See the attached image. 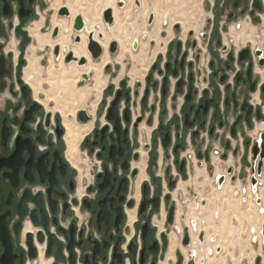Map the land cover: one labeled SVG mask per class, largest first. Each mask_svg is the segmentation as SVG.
Wrapping results in <instances>:
<instances>
[{"label":"flooded vegetation","instance_id":"flooded-vegetation-1","mask_svg":"<svg viewBox=\"0 0 264 264\" xmlns=\"http://www.w3.org/2000/svg\"><path fill=\"white\" fill-rule=\"evenodd\" d=\"M84 3L79 5L83 9L87 0ZM133 3L142 7V0ZM126 4V0L116 1L121 9ZM70 6L71 0H0V264H159L163 251L168 253L171 235L158 228L157 212L163 208L164 224L181 234L182 245L175 250L173 264H189L193 256L197 264L196 253L190 250L191 226L198 230L197 218L189 226L185 212L179 215L182 222L177 216V191L182 188L180 182H187L190 161L196 160L201 170L211 169L216 158H223L226 173L215 174L219 191L227 183L238 185L234 194L247 202L251 193L257 206H264V158L260 172V154L253 160V148L260 147L264 133H254L264 121V31L259 41L252 40L260 38L257 31L264 21V0H208L205 27L185 31L181 20L169 24L172 37L156 53L144 78L133 84L120 71L114 76L116 66L111 59L103 69L104 74L111 72L106 75V86L71 121L81 130L78 143H73L74 125H67V132L60 110L25 79L23 69L37 31L51 33L57 40L52 48L41 49L55 62L86 67L88 57L70 49L76 45L85 46L92 61H101L105 46L100 40L107 39L105 31L115 23L116 6L104 7L101 22L94 28L89 25L90 29L83 12L73 15ZM78 16L81 29L76 28ZM155 20V12L150 11L148 27ZM250 24L252 36L247 31ZM65 32L71 34L67 53L58 42L66 40ZM241 34L248 38L243 40ZM91 40L101 46L97 58L89 48ZM56 46H60L58 54ZM139 46L135 39L133 48ZM107 49L113 58L120 44L111 39ZM69 52L78 60L66 62ZM94 74L83 71L79 86ZM199 180V192L179 198L188 207L195 200L196 209L207 208L201 213L206 216L198 240L199 249L203 253L206 249L208 255L201 254L199 264L212 256L218 264H234L230 245H234L235 228L227 232L221 224L224 197L215 217L209 208L213 203L204 198V183ZM229 196L226 202L231 204ZM261 225L260 236H264V220ZM209 227L213 235L207 238ZM186 228L187 245L183 243ZM208 242L211 245L203 249ZM182 247L189 248V259Z\"/></svg>","mask_w":264,"mask_h":264},{"label":"rangeland","instance_id":"rangeland-1","mask_svg":"<svg viewBox=\"0 0 264 264\" xmlns=\"http://www.w3.org/2000/svg\"><path fill=\"white\" fill-rule=\"evenodd\" d=\"M71 1H73L78 6L85 5L84 0H71ZM110 1H114V0H110ZM133 1L134 0H126L127 4L124 9L118 8L115 3L116 8L121 10L122 25L125 31L122 33L124 47L123 48L120 47L119 54L117 53L112 58L114 59L112 64L116 66L115 67L116 73L114 74V76L115 77L118 76V73L120 71L119 73L121 74L120 76L126 77L131 82V84H133V82L137 78H142V79L144 78L151 64V61L154 59L156 53L159 51H162L165 48L169 39L172 37L171 28H168L169 24L171 25L175 21L181 20L183 22L184 30L186 31L189 27H192V26H196L197 28H199V26L205 27L206 19L209 16V9L207 8L208 0H154V1L153 0H142V7L140 8L135 7ZM89 3H91L92 12H97L104 6V2H102L101 0H96V1L90 0ZM93 5H94V8H97L98 6L100 7L99 9L98 8L94 9ZM164 6L166 8H164ZM148 8L156 9L155 11V14H157L156 20L152 28L148 27L147 17L145 18L146 16L145 12H147L146 9ZM167 9L169 10L168 11L169 15H165ZM165 17H166V20H164ZM61 20H65V19H61ZM41 24L42 22H40L38 26ZM112 26L109 27L108 30H110ZM145 29H147L149 34L148 33L143 34V31ZM166 29H170L169 33L166 31L163 32V30H166ZM247 31H250L251 36L254 34V29L251 26V24L248 25ZM262 31H264V21L262 22L260 28H258V31H257L258 35H260V38H258V36H256V38H253L252 40L254 42L255 40L259 41V39H261ZM133 32H136L140 36L139 38L140 46L136 50L133 48V42L135 40V39L134 40L132 39L134 36ZM241 36L245 37V39L243 40H246L248 38L247 34H241ZM62 37L66 39V41H70L71 34H68L65 32L63 33ZM151 40H154V41H151ZM11 41L13 40L11 39ZM33 42L31 44H33ZM30 45L28 46L26 57L27 55L30 54ZM46 52L47 50L45 51L37 50L36 52V57L37 59H39V63H40V67H39L40 68V84L38 83L39 85H36L35 84L37 83L36 80L30 81V83L32 84V86H34L36 91H39L40 93L44 92V96L47 99V101L53 102L55 104L56 108H58L61 114L63 115L64 123H65V120L67 119L69 124L71 123L74 125L75 130H76L74 134H76V137L73 143L75 142L78 143L77 139L79 137V133L81 130L79 127H77V124H74L71 121H73L74 116H76V112L80 108L89 107L91 103L96 101V97L94 96V94L96 95L100 94L102 89L107 84L106 77L108 76V74L110 75L111 72H107L106 74L101 72L100 75H102V78H103L101 82L97 81L96 76L94 74L93 79L91 78L90 80H88L84 86H79L78 81L73 82L76 79L75 78L76 72H72L69 74L67 73L66 75L64 74L65 77L62 78L60 73L52 74L49 71L50 66H51L50 58H52V55L48 57ZM48 59H49V62H47ZM52 59L53 61H55L54 58ZM116 60L122 61V63L121 64L117 63ZM75 64L78 65V63L76 62ZM66 65H69V64H66ZM60 68H61L60 61L56 62L55 69H60ZM68 70L67 72H69ZM65 126L68 132V127L66 123H65ZM256 128L257 129L255 130L254 133H256L257 131L261 132L262 130H264V121L258 123ZM67 134H68L67 138L70 139L71 141V134L69 133ZM222 148H223L222 146H219V150H221ZM189 152L190 153L192 152V147H189ZM215 160L216 161L214 163V166H211L208 164L211 169L207 168L208 166H206L207 170L205 168H202L200 170L199 163L196 160L190 161V175L189 177H187V182L186 183L180 182L179 187H182V188L177 191L178 192L177 197H178V203H179V210H178L177 216L179 217V220L181 221L179 215L181 214V212H185L187 215V219L185 223H187L189 226L191 225L190 221L194 217L197 218L198 230H195L191 226V238H192L193 232L197 234V239H196L197 244L195 246H196V250H198L197 251V256H198L199 248H200L199 240H198V233H199V228L204 227L203 222L205 221V216H206L203 214L201 215V213H203L207 208L200 209V210L196 209V205L194 203L195 200H192L190 207H188L189 205L181 203L179 201V198L182 196L192 197L194 194V191L199 192V185L201 184L199 178L202 179L204 183L205 193H206L203 195L204 198L208 199L209 202H211L210 197L214 196V198L217 199L214 204L210 203L212 205H210L209 207L215 217H219V206L221 204L220 201H221V198L224 197V199H222L224 201L222 203L224 213L221 215V224L224 225L227 232H229L230 230L233 232L235 228L234 245L232 247L230 245V252L234 250V256H235L234 264H262L261 261L262 260L264 261V248H263L264 241H260L259 238L256 241H253L254 236L251 232L252 228L253 227L255 228V223L258 225L260 219L255 218L253 220H246L247 217L245 216L247 215V213H251V211L254 212L255 206H257V204L253 201L254 196L250 193L251 196L248 200L250 201L251 199V203L248 200L247 202L243 201L242 195L234 194L236 193L235 187L238 186V185H235L233 186V189H234V191L232 190L233 192L229 191V189L226 188L227 193L230 195L229 197L233 198V200L231 201V204L226 202V199L228 198V196L225 197L224 190L219 191V189L217 188V183L215 182V174L220 173V172L226 173L227 162L223 160V158L221 157H218ZM232 161H233V158H232ZM209 194L211 195L209 196ZM173 195L174 197L176 196V191H174ZM249 208H252V209L248 210ZM211 211H209L208 214ZM255 213L256 215L259 216L258 214L260 213L259 209H258V212H255ZM165 215H166L165 208L157 212V222L161 223V226L158 228L160 231L166 230L168 233H171V235L177 237L179 241H178L176 248L181 247L182 245L180 241L181 234L175 228L168 227L167 225L164 224ZM209 217H210V214H209ZM212 219H210V221H212ZM171 235H169L170 240H169L168 252L170 251ZM211 235L213 234L211 233ZM233 240H234V236H232L231 238L232 242ZM217 244H219V242ZM210 245L211 243L209 244L208 242V244L203 249L207 248ZM226 248H225V252H226ZM188 250L189 248L182 247V251L184 252L186 259L190 258L188 254ZM200 252H201L200 254L208 255L206 254V249L204 253L202 252V250ZM167 254H166V250H164L163 255H162V260L159 262V264H161L164 261L165 259L164 257ZM175 257H176V254H175ZM211 258L213 260L216 259L215 256ZM217 258H222V256L218 255ZM223 259L227 260L226 255H223ZM175 260L176 259L174 258H168L167 262L165 261V263L163 264H173ZM197 264H199V261Z\"/></svg>","mask_w":264,"mask_h":264},{"label":"bare ground","instance_id":"bare-ground-1","mask_svg":"<svg viewBox=\"0 0 264 264\" xmlns=\"http://www.w3.org/2000/svg\"><path fill=\"white\" fill-rule=\"evenodd\" d=\"M101 1L104 2V6L99 11H97V12H92L91 11V3H89L90 0L87 1L88 3H86V8L85 9H83L81 6L76 5L73 1H71L70 8H71V11H72V14L73 15H75L77 12H83V14L85 15L84 17H86L85 20L87 21V24H88L87 28L90 29L89 25L90 26L93 25L91 28H94L95 27L94 24L97 21L98 22H101V16H102V12H103L104 7H106L108 5H115V3H116V0H114V1L101 0ZM150 10H152L154 12L156 11L155 8H148V9H146L147 12H145V15H146L145 18L149 14ZM114 15H116L115 16V23H114V25L112 26V28L110 30L107 29L105 31L106 32L105 34L107 35V39L104 40V41H102V39L100 40L101 43L105 46V53H104L103 57L101 58V62L96 63V62L92 61L91 58H90V56L87 54V51L88 50H86L85 46L76 45L75 48L71 47L70 49H73L74 53L77 56H83V55H85V56L88 57V60L89 61H88V65L86 67L82 68V67L76 65L75 63L66 65L63 61H60L61 68L60 69H55V63L56 62L53 61V59H52L53 57H52V58H50V62H51L50 65L51 66H50L49 71L52 74L60 73V75H61L62 78H64L67 73L69 74V73H72V72H76V76H75L76 79L73 81V82H76V81H78L80 79L81 74L83 73V71L85 73V72H88L89 70H93L95 72V76H96L97 81L98 82H101L103 80L102 75H100L101 72H103L102 69L105 66V64L110 63L111 62V59H112L111 56L109 55L108 49H107L108 42L111 39H116L119 42L120 47L121 48L124 47V43H123V39H122V33L125 31V29H124V27L122 25V19H121L122 18V13H121V10L115 7L114 8ZM102 28H103V26H102ZM103 31L101 30L102 33H103ZM146 33H148L147 29H145L143 31V34H146ZM133 34H134V36L132 38L133 40L140 38L139 34H137L136 32H133ZM81 35H82V37L85 36V34H83V32H81ZM104 37H105V35H104ZM149 37H150V35H149ZM35 39H36V44L30 47V54L27 56V65L24 68V73H25V79L27 81L30 82L32 80H36L37 83H35V84L36 85H39L40 84V68H39L40 67V63H39V59H37V57H36V52H37V50H41V49L45 48L46 46H50L52 48L53 45L56 43L57 40H53V38H51L50 34H42L39 31L36 32ZM85 40H86V44H87V33H86ZM58 42L62 44V47H66L64 50H65V53H67V51L69 50L67 48H69V46L71 44V40L70 41H66V40H63L62 38H60V39H58ZM83 42H84V37H83ZM135 42H137V41H135ZM84 45H85V43H84ZM135 47H137V44H136ZM62 55H63V53H62ZM61 60H63V59H61ZM68 69H70V70H68ZM72 69H73V71H72ZM67 70L69 72H67ZM65 123H66V125L69 126V123H68L67 119L65 120ZM72 131L73 130H70L69 132H72ZM226 188L229 189V191H231V192L234 191L233 186L230 183H227L225 185L224 189H223L224 192H225V195H224L225 197L228 196V193H227V189ZM249 198H250V196H249ZM254 198H255V196H254ZM211 202L214 204L216 202V199L215 198L214 199L211 198ZM250 203H251V201H250ZM258 206H259V208L257 206H255L254 212L251 211V213H247V215H245V216L247 217L246 220H253L255 218L256 219L257 218L260 219L258 225L254 222L255 223V228H257V232H256V229L254 227H253L254 229L252 228V231L251 232H252L253 235H255L253 241H256L257 240V236L260 237V239H261V236H262V241H264V236L262 234L260 236V233H261L260 228L262 226L261 223L264 220L263 219L264 218V206L263 205H258ZM250 209H252V208H249L248 210H250ZM258 209H259V212H260V213H258L260 217L258 215H256V213H255V212H258ZM211 232H212V229L209 227L207 229V235H206L207 238L211 235ZM256 233H257V235H256ZM196 239H197V234L193 232L192 233V240H193L192 241V245H193V247L191 246L192 248L190 247L191 248L190 250H192V251H194L196 253V259H197V263H198L199 257L201 255L200 254L201 253L200 252L201 249H199V255L197 257V251L198 250H196V246H195L197 244ZM178 241L179 240H178L177 237L171 235L170 251L167 254V258L165 260L166 262H167V259L168 258H174L175 259V248H176V246L178 244ZM216 245H217V243H214V246H216ZM207 259L208 260H207V263L206 264H217V261L216 260H213L211 257H207ZM165 261H163L161 264L165 263ZM201 262L203 264L204 261L201 260Z\"/></svg>","mask_w":264,"mask_h":264},{"label":"water","instance_id":"water-1","mask_svg":"<svg viewBox=\"0 0 264 264\" xmlns=\"http://www.w3.org/2000/svg\"><path fill=\"white\" fill-rule=\"evenodd\" d=\"M111 21V20H109ZM76 28L77 29H81L82 28V19H81V16H78L77 18V25H76ZM137 42L134 43V46H136ZM116 42L114 41L112 43V47H111V50L114 51L116 49ZM59 48L60 46H56L55 47V54H58L59 52ZM89 48L92 52V55L93 57L97 58L99 55H100V52H101V46L100 44L97 42V41H93L91 40V43L89 45ZM72 58H74L75 60H78L77 57L74 56L73 52H69L67 55H66V62H69ZM80 63H84L85 62V57L81 58L80 60ZM85 115V111L84 110H81L79 112V116L80 118H83V116ZM261 137H262V141H261V145L260 147L257 145L254 146L253 148V160H256L257 156L260 154V160H259V164H258V172H260L261 170V167L263 165V158H264V133L261 134ZM253 183H256V180L253 178ZM173 218V208L171 210V216H170V220H172ZM263 232H264V229H263ZM189 233H188V228L185 229V238H184V241L183 243L185 245L189 244ZM181 254L179 255V259H181ZM189 264H195V260H194V256H193V259L189 261Z\"/></svg>","mask_w":264,"mask_h":264},{"label":"built area","instance_id":"built-area-1","mask_svg":"<svg viewBox=\"0 0 264 264\" xmlns=\"http://www.w3.org/2000/svg\"><path fill=\"white\" fill-rule=\"evenodd\" d=\"M263 191H264V190H262L261 193H263ZM253 193L255 194L256 192H253Z\"/></svg>","mask_w":264,"mask_h":264},{"label":"crops","instance_id":"crops-1","mask_svg":"<svg viewBox=\"0 0 264 264\" xmlns=\"http://www.w3.org/2000/svg\"><path fill=\"white\" fill-rule=\"evenodd\" d=\"M249 196H251V195H249ZM248 201H249V200H248ZM250 201H251V199H250ZM250 201H249V202H250ZM253 229H254V228H253ZM255 229H257V228H255Z\"/></svg>","mask_w":264,"mask_h":264}]
</instances>
